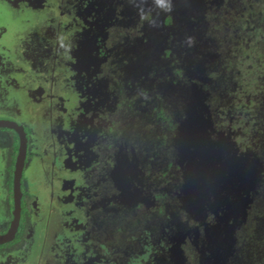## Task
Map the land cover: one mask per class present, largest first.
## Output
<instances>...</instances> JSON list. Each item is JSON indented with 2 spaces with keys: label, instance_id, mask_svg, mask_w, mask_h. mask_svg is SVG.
<instances>
[{
  "label": "flooded vegetation",
  "instance_id": "1",
  "mask_svg": "<svg viewBox=\"0 0 264 264\" xmlns=\"http://www.w3.org/2000/svg\"><path fill=\"white\" fill-rule=\"evenodd\" d=\"M233 1L0 0V264L235 263L264 46L227 67L229 22L264 30V0Z\"/></svg>",
  "mask_w": 264,
  "mask_h": 264
},
{
  "label": "rangeland",
  "instance_id": "2",
  "mask_svg": "<svg viewBox=\"0 0 264 264\" xmlns=\"http://www.w3.org/2000/svg\"><path fill=\"white\" fill-rule=\"evenodd\" d=\"M245 1V0H241ZM234 2L233 0H229ZM228 6V5H227ZM226 6V7H227ZM233 14L235 19H238L239 11L236 6L230 8L229 14ZM236 25H241L238 21ZM235 23L229 22V37L231 40L236 41L239 45L231 47V57L228 58L227 67L231 68H240L243 61H252V54L250 52V44L252 47L255 45V50H258V46H264V30H254V32L245 31L242 28H237ZM230 40V41H231ZM263 42V43H262ZM231 45V43H230ZM230 47V46H229ZM228 48V47H227ZM262 48V47H261ZM211 76L213 78L217 77L216 72L212 71ZM257 92L263 95L264 97V83L262 81H257L256 83ZM262 100L256 102L255 108L259 110V107L262 108ZM206 109V108H203ZM207 110V109H206ZM260 116V117H259ZM256 121H264L262 115L259 114ZM262 127V126H261ZM260 132H263L261 129ZM196 180H194V183ZM199 210H194L193 214L202 218L200 220L205 221L207 212H211L212 207L208 210H201V205L198 206ZM245 221L240 222V226L237 230L238 234V244L241 248V253L236 259L235 263L237 264H264V176L257 179L251 193L249 195V200L246 206ZM203 215V217L201 216ZM200 216V217H199ZM209 226L211 223L205 221ZM211 227V226H210ZM226 237H229L227 235ZM232 238V235L230 236ZM234 263V264H235Z\"/></svg>",
  "mask_w": 264,
  "mask_h": 264
},
{
  "label": "water",
  "instance_id": "3",
  "mask_svg": "<svg viewBox=\"0 0 264 264\" xmlns=\"http://www.w3.org/2000/svg\"><path fill=\"white\" fill-rule=\"evenodd\" d=\"M229 180H230V184H233V180H232V177L231 178H229ZM255 179H253V180H251L250 181V178H249V175H245V176H243L242 178H241V185H244V184H246V183H249V182H253ZM221 181H222V178L220 177V174H218L217 172H216V174L214 173V174H212V172H210L209 170H207L206 169V173H205V179L204 180H202L201 182H202V184H203V186L205 187V188H207V187H209L208 188V190H210V188L212 187V186H214L215 187V189H218L217 190V194H222L223 195V193H222V187H221ZM209 185H211V186H209ZM200 196H204V193L203 194H201ZM226 198H227V196H225V199H224V204L226 205ZM208 199H209V194L208 193H206V200H207V202H208ZM240 202H241V204H243L244 205V197L243 196H241L240 195ZM227 208H229V206H226ZM195 209L193 208L192 209V212L194 211ZM215 211V210H214ZM239 210L238 209H231V208H229V209H223V211H222V214L225 216V218H220V219H224V220H227L228 218H230V216H236V215H238V213H240V214H242V212H243V210L242 209H240V211L238 212ZM244 213V212H243ZM241 221H243V214H242V219H241ZM219 231H221V230H219ZM231 231H232V228H230L228 225H227V227H226V229H225V235L227 236V235H229V236H231L232 234H231ZM229 248V245H227V247H225V249H228ZM227 253V252H226ZM216 260H220V256L218 255L217 257H216ZM220 263L222 262V257H221V260L219 261ZM219 263V264H220Z\"/></svg>",
  "mask_w": 264,
  "mask_h": 264
},
{
  "label": "trees",
  "instance_id": "4",
  "mask_svg": "<svg viewBox=\"0 0 264 264\" xmlns=\"http://www.w3.org/2000/svg\"><path fill=\"white\" fill-rule=\"evenodd\" d=\"M262 245H264V241H262V243H261ZM263 258H264V256H263Z\"/></svg>",
  "mask_w": 264,
  "mask_h": 264
}]
</instances>
